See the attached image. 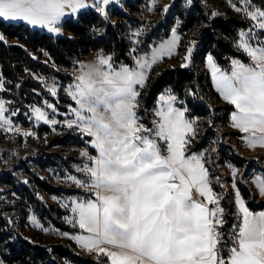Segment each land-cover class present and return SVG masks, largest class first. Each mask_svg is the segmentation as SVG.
Here are the masks:
<instances>
[{
    "label": "snow or ice",
    "instance_id": "1",
    "mask_svg": "<svg viewBox=\"0 0 264 264\" xmlns=\"http://www.w3.org/2000/svg\"><path fill=\"white\" fill-rule=\"evenodd\" d=\"M113 2L0 0V20L22 21L60 34L59 25L66 16L92 9L107 18L106 8ZM238 3H232L235 11L254 22L252 28L238 33L236 42L249 62L233 59L231 68L223 70L211 55L207 61L216 91L235 108L231 126L245 133L242 139L249 149L264 148V8L255 7L252 0ZM179 39L173 29L171 39L153 48L150 55L137 57L135 67L115 66L111 56L100 53L74 70L73 83L64 91L76 105H69L67 115L75 118L65 123L91 137L89 143L97 154L81 153L90 161L78 169L86 179L67 177L94 196L72 201L78 216L75 223L88 233L72 238L88 251L107 256L111 264H264V211H250L236 190L239 223L226 239L225 209L213 192L204 158L188 154L197 129L196 121L186 118L187 108L175 107L177 97L169 93L159 97L154 113L159 119L151 127L137 114L139 89L153 65L174 54ZM192 52L189 47L181 67H188ZM48 91L55 97L57 84L53 82ZM5 103L0 99V127L32 135L13 126L11 116L17 112L6 115ZM45 105L53 114L57 112L54 104ZM31 111L36 120L59 123L41 107L33 106ZM253 183L264 195V176H255ZM33 223H37L34 217Z\"/></svg>",
    "mask_w": 264,
    "mask_h": 264
},
{
    "label": "rangeland",
    "instance_id": "2",
    "mask_svg": "<svg viewBox=\"0 0 264 264\" xmlns=\"http://www.w3.org/2000/svg\"><path fill=\"white\" fill-rule=\"evenodd\" d=\"M232 3H237V6H240L238 0H231V2L230 0H191V3L188 0H114L106 8L107 18L103 17L109 22L120 25V32L128 42L127 56L130 60L129 63H118L114 60L113 54L98 50L90 52L84 59L77 61L71 68H62L52 61L42 59V63L53 69L57 75L27 72L30 78L41 84L43 92L37 91L39 99L28 108L29 118L32 122L31 126L26 127L15 123L13 116H11V120L13 126L19 127L21 132H30L32 135L23 136L21 133L6 131L3 127H0V209L5 208L3 214L9 216L10 222L13 223L14 228L18 232L41 248L49 245L61 246L63 251L58 252L61 256L64 253H67V255L72 253L90 261L92 264H111L107 256L97 254L94 251H88L72 238L78 235H88L75 223L78 220V216L72 211V201L94 199V196L90 190L77 186L68 180L67 177L76 176L81 180L86 179L84 173L78 171V169L82 168L85 163H90V161H88L87 157L82 156L81 153L87 151L91 156H95L97 153L86 139H78L81 143H77V136L81 132L78 128L73 127L70 129L67 127L65 121L75 118L72 115H67L69 113V105L73 107L76 105L64 89L73 83L76 74L74 70L78 65L93 62L100 53L105 56H111L115 66L123 64L135 67V59L143 57L146 54L150 55L153 48L158 47L164 41L170 40L173 29H176V33L180 37L174 54L170 57L165 56L157 64L153 65L145 86L139 89L140 93H143L146 89L152 74H158L163 68L181 67V64L185 63L183 57L186 55L187 49L192 47V57L188 64L190 66L198 46L195 37L197 27H195L196 29H186L184 31H182V28L185 25L186 19H188V14L191 13L193 8L203 9L204 14L209 12L212 16H226V18H234L245 23L242 28L237 29L236 40L232 41V46L247 57L237 47L236 42L238 40V33L241 30L247 31L249 28H252L254 22L245 18L241 13L236 12L232 7ZM165 6L168 7L167 12L164 11ZM213 13H216V15H213ZM199 14L196 13L194 16L196 20L201 18L198 16ZM64 19H62L59 25L61 33L64 32L62 28ZM18 22L21 21H14V23ZM255 31L260 32L261 30L256 29ZM136 32H140V35L135 36L134 33ZM261 36L264 37V32H261ZM10 43L14 44L16 40H10ZM31 55L35 57V54L32 53ZM209 55L214 58L217 66L223 70H229L231 68V60L239 59V57L229 58L228 66L221 67L217 63V58L209 53L203 65L214 92L221 100V102L217 101V103L214 102L212 105L227 104L233 107V109L229 113V123L221 124L212 120L211 126L213 128L210 132L213 135L206 137L205 150L193 149L195 144L198 143L197 134L199 135L200 133L202 134V131L204 132L201 141L204 136H207L205 134L206 129L203 127L200 132H196L195 138L192 139L189 145L188 154L202 155L204 163L206 160L205 154L213 155V159L218 158L216 161L219 162V174L212 176L209 171V178L212 189L213 182L218 190V192L214 190L213 192L221 197L220 206L223 207L222 199L226 195L227 201L232 208L230 221L225 216L226 223L222 229L226 239H228V234L233 231L232 226L239 223L237 219L236 190H239L245 205L249 207L240 190L241 182L245 180L244 183L248 184L249 188L257 194L255 195L257 200L264 201V195L259 193L253 183L255 176H264V148L256 147L249 149L246 142L242 139L245 133L231 126V115L235 111V108L216 91L211 69L207 61ZM241 61L244 62L243 60ZM248 62L249 58L244 63ZM155 68L157 69L154 70ZM0 78L2 77L0 76ZM2 81L3 90H0V99L6 102L5 106L8 109L6 115H8L14 109L10 107L11 103L2 95L5 91L3 78ZM53 82L57 84V95L55 97L48 91V87ZM169 93L177 97L175 107L182 110L187 108V112L185 113L186 118L196 121V129H198L202 121L205 124V119L191 114L185 99L175 94L171 88L164 89L156 97L153 107L146 108L144 111H142L139 96L137 114L141 118V122L151 127L152 122L159 119L154 115L159 107V97ZM45 102L54 104L57 112L53 114L52 110L46 107ZM33 106L41 107L49 114L50 119L54 118L59 123L52 125L44 123L43 120H36L31 111ZM15 111H17V108ZM214 118H216V114ZM233 133L240 134L241 136L234 135ZM219 143L221 146L217 147ZM218 150L222 152L220 153ZM211 163L213 162L211 161ZM205 167L207 168L206 165ZM233 169L236 170L235 175L233 174ZM214 171L217 172V168ZM40 181L44 182L49 189L41 185ZM233 184H235V187H233ZM18 188H23V190L18 192ZM50 188H56L57 191H53ZM193 195L195 197V193ZM33 196L40 201L39 207L30 201ZM209 207H212V205ZM249 210L254 213L264 211V209L255 211L250 207ZM33 217L37 223H33ZM64 233H67V235H64ZM60 261L61 264H79L72 263L66 256L61 257ZM0 264L8 263L2 261L0 257Z\"/></svg>",
    "mask_w": 264,
    "mask_h": 264
},
{
    "label": "trees",
    "instance_id": "3",
    "mask_svg": "<svg viewBox=\"0 0 264 264\" xmlns=\"http://www.w3.org/2000/svg\"><path fill=\"white\" fill-rule=\"evenodd\" d=\"M252 3L259 8H264V0H252ZM196 13H200L199 20L194 17ZM188 15L182 31L197 27L195 37L198 42L191 65L163 68L158 74H152L146 89L140 95V102L142 111L153 107L156 97L164 89L171 88L175 94L185 99L191 114L205 119V124L201 122L197 133L203 127L206 129L207 136H204L201 141L204 132L197 134L198 143L193 147L194 150H205L206 137L213 135L210 132L213 128L212 120L221 124L229 123V113L233 107L227 104L212 105L221 100L214 92L204 70V61L207 54L211 53L217 58V63L221 67H227L228 59L233 57H239L247 62L248 58L232 46V41L236 40L237 29L242 28L245 23L234 18H226V16H212L209 12L204 14L201 8H193ZM62 28L64 32L56 34L49 32L47 28L38 29L24 22L14 23L0 20V35L4 37L0 40V76L5 83V91L2 95L11 103L10 107L14 111L17 108V114L13 116L17 124L31 126L28 108L39 99L37 91L43 92L41 84L30 78L27 72L57 75L53 69L42 63V59L52 61L62 68H71L90 52L101 50L113 54L114 60L118 63H129L130 61L127 56L128 42L120 32V25L109 22L95 10L87 9L76 16L66 17L62 22ZM10 40H16V43L12 44ZM32 53L35 57L31 55ZM215 114L216 118H214ZM234 135L241 136L237 133ZM78 139H86L87 142L91 140L89 136L81 132L76 139L77 143H81ZM218 146L220 147L221 144H217ZM205 155V165L210 174L212 176L219 174V162L216 161L218 158L213 159V155ZM215 168L217 172L214 171ZM244 182L245 180L241 182L240 190L248 206L255 211L263 210L264 201L257 200L256 194ZM39 183L47 187L44 182ZM212 186L213 190L218 192L213 182ZM50 189L57 191L56 188ZM17 190L20 192L23 188ZM30 201L39 207L40 201L35 196ZM222 205L225 209V216L230 221L232 208L226 195L223 196ZM4 211L5 208L0 209V257L2 261L8 264H61V257L66 256L72 263L92 264L76 254L64 253L61 256L58 254L59 251H63L61 246L49 245L41 248L32 243L14 228L9 216L3 214Z\"/></svg>",
    "mask_w": 264,
    "mask_h": 264
},
{
    "label": "crops",
    "instance_id": "4",
    "mask_svg": "<svg viewBox=\"0 0 264 264\" xmlns=\"http://www.w3.org/2000/svg\"><path fill=\"white\" fill-rule=\"evenodd\" d=\"M87 10V9H86ZM82 11H84V10H82ZM66 17H68V16H66ZM65 17V18H66ZM9 22H14V21H9ZM22 22V21H21ZM25 23V22H24ZM36 27H38L39 28V26H36ZM40 28H42V27H40ZM257 195V194H256ZM258 195H259V193H258Z\"/></svg>",
    "mask_w": 264,
    "mask_h": 264
},
{
    "label": "built area",
    "instance_id": "5",
    "mask_svg": "<svg viewBox=\"0 0 264 264\" xmlns=\"http://www.w3.org/2000/svg\"><path fill=\"white\" fill-rule=\"evenodd\" d=\"M212 207H214V206L212 205Z\"/></svg>",
    "mask_w": 264,
    "mask_h": 264
}]
</instances>
